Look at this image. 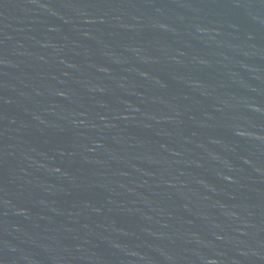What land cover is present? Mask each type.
Wrapping results in <instances>:
<instances>
[{"label": "water", "instance_id": "water-1", "mask_svg": "<svg viewBox=\"0 0 264 264\" xmlns=\"http://www.w3.org/2000/svg\"><path fill=\"white\" fill-rule=\"evenodd\" d=\"M0 264H264V0H0Z\"/></svg>", "mask_w": 264, "mask_h": 264}]
</instances>
